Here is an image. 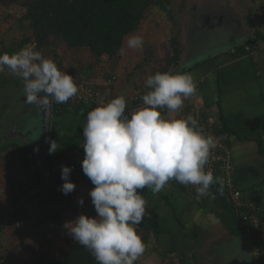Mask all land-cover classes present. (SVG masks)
I'll return each mask as SVG.
<instances>
[{
    "label": "crops",
    "instance_id": "1",
    "mask_svg": "<svg viewBox=\"0 0 264 264\" xmlns=\"http://www.w3.org/2000/svg\"><path fill=\"white\" fill-rule=\"evenodd\" d=\"M238 1L237 8L244 19V27L239 29L244 35L236 34L227 48L215 50L207 56H197L198 52H195L192 58L182 57L184 61L179 70L190 68L195 63L210 57H222L220 55L225 51L244 44L249 39L253 40V47L250 49L247 46L249 50L245 55L222 63H217L219 60L205 61L190 69V74L193 78L203 79L199 97L204 104V110L215 116L216 132L230 146L233 164L231 174L235 187L242 191L245 200L253 202L259 208V214L264 217V15L261 14L264 10V0ZM240 15L236 14L235 17L243 20ZM259 30L263 32L260 33ZM137 32L129 35H137ZM126 38L123 45L125 48L127 47ZM180 42L183 47L182 41ZM74 50L80 53L85 50L88 55L91 54L88 48L69 51L74 52ZM137 52L141 54L138 57L135 56ZM142 52V48L127 49L126 55L118 54L110 59L105 57L106 59L104 58L95 66L96 69L104 71L102 76L96 77L94 73L92 78L93 72H91L90 75L89 73L84 75L86 79L84 82L95 84L102 91L108 83L107 79L116 74L118 80L115 85L121 95L123 93L125 97L132 95L143 88L146 79L152 75L150 68L145 67L146 57L142 55ZM92 57L87 59H91L89 63L95 64L96 59ZM157 58L159 66L164 65L168 59V57ZM82 67L85 68L83 64ZM80 76L82 78V75L78 74V77ZM87 111L83 110L79 113L73 111L68 117H59L63 127L59 128L56 122L53 128V140L57 141L58 150L72 152L76 157L77 170L71 175L76 188L69 193V196L64 197L63 201H66L65 198L70 201L77 200L78 206L68 217L67 222L74 221L78 213L76 210H84L86 206L87 213L90 209L92 210V213H89L91 217L97 215L89 195L95 185L82 169V161L85 157L82 146L85 142L83 126L87 122ZM162 115L168 119H175L180 116V112ZM14 149L15 147L11 146L1 152L0 190L6 191L3 192V196H7V193L11 192L10 189L14 195L18 193L21 179L36 171L39 168L37 163L40 165L39 173L44 166V157H39L40 151L30 155L31 165L26 166L18 156L14 155ZM23 171L25 174L22 176ZM214 184L217 185V181ZM79 189L82 193H79ZM220 189L223 193L225 192L223 187ZM141 191L146 200V214L137 228L148 230L150 237L146 251L135 264H218L221 262L222 255H224V261L233 262L232 264H240V258L246 264H264V243L258 237L255 238L249 229H244L242 232L233 230L234 226L230 219L224 217L226 210L221 206V198L217 196V193L210 190L206 198L198 201L186 189L176 186L171 181L159 193H153L150 188ZM80 195L83 197V207L79 206L81 205ZM226 199L238 215V211L227 195ZM50 204L52 202L49 200L39 201L37 209L42 210ZM62 204L65 203L62 202ZM64 212H67V208ZM65 216L62 214V219L53 221L64 225ZM38 219L40 224L46 223L39 217ZM14 225V222L9 223L0 237V264H23L27 260L35 261L36 251L56 256V251L61 250L62 254L68 250L67 244L60 237L57 236V238L52 234L43 236V231L41 234L37 231L34 236L40 238L39 242L44 244L41 238L50 241L54 248L43 246L45 249H41L36 240L25 241L27 237L23 238L22 231L13 228ZM66 239L73 238L67 235ZM21 241L25 242V246H19Z\"/></svg>",
    "mask_w": 264,
    "mask_h": 264
},
{
    "label": "clouds",
    "instance_id": "2",
    "mask_svg": "<svg viewBox=\"0 0 264 264\" xmlns=\"http://www.w3.org/2000/svg\"><path fill=\"white\" fill-rule=\"evenodd\" d=\"M143 43L142 36L129 35L127 47L118 54L141 49ZM5 68L22 78L28 103L47 105L51 98L63 104L78 94L73 76L34 46L0 55V72ZM195 79L188 72H157L146 79L149 91L142 97L143 107L129 112L125 97L119 96L87 113L82 169L95 185L89 195L97 215L81 214L63 227L98 264H135L143 254L144 241L137 228L146 214L141 190L159 193L175 180L196 186L198 197L208 194L214 176L205 166L215 146L213 138L204 134L192 115L168 119L161 112L165 108L179 112L196 91ZM48 141L49 153H55L57 141L50 136ZM71 172V167L62 166L65 195L76 188ZM79 203L83 205V198Z\"/></svg>",
    "mask_w": 264,
    "mask_h": 264
},
{
    "label": "trees",
    "instance_id": "3",
    "mask_svg": "<svg viewBox=\"0 0 264 264\" xmlns=\"http://www.w3.org/2000/svg\"><path fill=\"white\" fill-rule=\"evenodd\" d=\"M0 3L8 7H22L25 10L24 19L30 31L19 44L14 47H9L6 49V52L2 51L1 54L15 53L26 45L34 46L36 50L41 51L43 47L50 44L49 42L52 39L54 41L60 40L65 42L66 48L68 49L88 48L92 56L96 59V63H99L105 57L110 59L117 56L119 49L124 45L126 36L137 31L142 22L149 19L148 16L155 8L161 9L163 12L165 11L170 19H175L176 15L174 0H0ZM259 32L262 33L263 31L259 30ZM178 37H174L171 40L172 56H169L162 66L155 67L153 65L154 69L152 75L157 72L190 73V69L199 66L205 61L219 60L217 63H222L231 59H236L248 52L249 49L247 50V46H249L250 49L253 47V40L249 39L246 43L225 51L224 54L220 55L222 57H210L195 63L190 68L179 70L180 68L178 66L180 65L179 62L183 55V47ZM52 50L56 54L57 59H59V69L62 70L63 56L59 54L54 47ZM151 62L155 63L156 60ZM175 67H177V69ZM65 72L69 73L70 71ZM69 74L77 79V84L84 81L81 79V76L78 77V79L76 78L78 75L75 76L74 73ZM113 76H116V79L107 83V86H110V88L113 87L118 80L116 74L111 77ZM88 85L99 91L103 98L110 97L114 94L102 93L95 84L88 83ZM141 89L146 92L149 91L146 84ZM93 107H95V105L86 100L74 101L71 98L67 103L63 104L52 101V117L60 116L70 111L79 113ZM53 128L54 126L52 123V130ZM53 136L54 134L50 135L51 140H53ZM11 146L15 147L13 150L14 155L18 156L24 165L30 166L32 161L30 150L24 144L15 140L10 139L4 144H0V157L1 152ZM49 147L50 142L48 141L43 163L44 166L65 154V152H60L59 150L50 154ZM73 161L76 164V157L73 158ZM76 170L77 164L75 171ZM40 174L38 169H36V171H33L31 174L25 175L24 177L27 178L23 177V179H21L19 192L14 195V199L19 197L21 190H23V187L28 183L39 181L41 177ZM170 181L176 186L186 189L185 185L175 180ZM60 182L64 181L61 179L53 184V186L46 185L43 191L37 194L35 199H33L31 207L34 208V210L39 208L37 204H39V201L41 202L43 200H49V202H52L54 205L62 204L64 197L69 196V194L65 195L61 191L60 185L57 187ZM219 186V184L218 186L212 184L210 190L217 193V196L221 198V206L226 210V215L224 217L230 219L234 226L233 230L235 232H242L244 229H249L253 236L257 238L256 230L251 227L250 224L242 221L239 215L232 210L227 202L226 193H223ZM31 207L26 209H31ZM3 209L4 208L0 206V213ZM62 211L63 209H61L60 206L56 212L42 213L39 215V218L42 222H47L50 219L60 220ZM138 231L142 235L145 252L149 244L150 232L140 229H138ZM66 243L68 250L63 256H51L47 252L36 251L35 261L27 260L23 264H98L93 255L85 247L75 242L74 239H66ZM23 246H25V242H22V247Z\"/></svg>",
    "mask_w": 264,
    "mask_h": 264
},
{
    "label": "rangeland",
    "instance_id": "4",
    "mask_svg": "<svg viewBox=\"0 0 264 264\" xmlns=\"http://www.w3.org/2000/svg\"><path fill=\"white\" fill-rule=\"evenodd\" d=\"M174 3L176 12L175 19H170L165 11L163 12L161 9L155 8L153 12L148 16L149 19L144 20L140 28L137 30V35L142 36L144 40V46L142 47V55L146 57L144 64L145 67L150 68L151 73L154 69L153 65L155 67H159L157 57L172 56L171 40L174 37H178V35V38L180 39V41H182L184 47V53L182 57L191 58L195 56V52H198L197 56H207L215 50H223V48H227L230 42L234 40L233 38L236 34H238L239 36L244 35V33L240 30L244 27V19L239 14L240 12L237 8V6H239L238 0H174ZM24 14L25 10L22 7H8L0 3V55H2V51L6 52V49H8L9 47H14L15 45L19 44L21 40H23V38H25L29 34V27L24 19ZM236 14L240 15L243 20H240L239 18L237 19L235 17ZM49 43L50 44H47L45 47H43L40 52L44 57L52 59L59 68V59H57L56 54L52 50V48L54 47L59 52V54L63 56V69L61 70L62 72L70 71L69 73H74L75 76L78 74L82 75V80H86L84 79V75H88V73L90 75L91 72H93L91 73L92 78L94 73L96 77L102 76V73L104 71L99 70V68H95V66H97L100 62L96 63L95 65L89 63L91 59L89 60L87 58H90L92 56L89 57V55L91 54L88 55L85 50H83L82 53H80V51L78 52L77 50H74V52L69 51L72 49L66 48L65 42L60 40L54 41L51 39ZM139 55L141 54L137 52L135 56L138 57ZM92 59H94V57H92ZM153 60H156V62L152 63L151 61ZM183 61V58H181L179 62L180 65L178 67H181ZM82 64L85 68L82 67ZM175 68L177 69V67ZM145 75H147V73ZM76 78H78V76ZM19 80L21 81L22 78L13 75L7 68H5L3 72H0V88H2V90L7 89L9 95H5L3 96V98H1L0 92V144H4L8 141V139L12 138L11 140L18 141L19 143L25 144L26 146L31 148L30 153L33 154L34 152H37L36 149L39 146V138L41 137L40 131H36L32 127V123L28 121V118H26L25 121L20 119V122L15 125L13 120L10 118H15L22 115V110H19V107L17 108L16 106V109L14 108L15 110H12L10 109L8 104L3 105V99H10L16 96L15 91H12V89H18L19 86L17 83L19 82ZM107 85L102 89V93L121 94L116 85H113V87L111 88ZM123 94L122 96H124ZM20 96H23V94L20 93ZM71 112L73 111L67 112L60 116L52 117L53 126H55L57 122L59 128L63 127V124H61V121L58 118L63 116L68 117ZM25 114H30V112L27 111ZM36 117L37 115L35 114V118ZM5 131H7V133ZM50 134H53V130H51ZM37 166L40 168L39 163H37ZM24 174L25 172L23 171L22 176ZM10 190L11 192L8 191L10 193H7V196H3V192H6L5 190H0L2 193L0 196V206L4 209L14 199V193H12V189ZM79 190V193H82V190ZM81 198H83L82 195L79 196V199ZM65 199L66 201L63 202L67 205L59 204L61 206V209H63L60 218L62 219V214L63 216L66 215L65 220L67 222L68 217L72 214V212L75 211L76 207L78 206V201H70L67 198ZM59 205H54L52 203L50 204V206H46L42 210L37 209V212L36 209L34 210V208H32L31 206V209H25L23 211L21 210L22 212L19 211L16 218H14V220L12 221L15 223L13 228L22 231V237H27L25 241H29V239H33V241L36 240L41 249L44 247H51V249L54 248L52 247L53 245L50 241L43 240L42 238L41 240L42 243L44 242V244H41L39 242L40 238L34 236V234H37L35 233L37 231H39L40 234L41 231H43V236L47 234H52L56 237L58 236L61 238V240L65 241V244H67L66 237L69 234L67 229L65 232L63 224L60 225L59 223H57V221L53 220L48 221L45 224H40L38 219L39 215L42 213L56 212L60 207ZM71 205H73V207H70ZM65 207L67 208L66 213L64 212V210L66 209ZM86 208L87 206L84 208V210H76V212H78L76 213L77 217L81 214H86L91 217L90 214L92 213V210L90 209L87 213ZM8 225L9 223L6 226ZM22 242L23 241L19 243V246H22ZM60 251L55 252V254H57L56 256H63L64 253L62 252L61 254ZM220 259L221 262H218V264L233 263L224 261V255H222ZM240 264H246L242 258H240Z\"/></svg>",
    "mask_w": 264,
    "mask_h": 264
},
{
    "label": "built area",
    "instance_id": "5",
    "mask_svg": "<svg viewBox=\"0 0 264 264\" xmlns=\"http://www.w3.org/2000/svg\"><path fill=\"white\" fill-rule=\"evenodd\" d=\"M261 14L264 15V10L261 11ZM73 79L75 82L77 81L74 77ZM115 79L116 76L111 77L108 79V83ZM194 82L196 85V91L192 96L184 100L183 107L179 111L180 116L178 118L192 115L197 119L199 127L204 134L210 135L213 138L215 146L211 149L210 157L205 169H210L212 171L214 176L213 184L217 181V185L219 184V187H223L225 189V193L229 197L232 204H234L240 219H242L245 223L250 224L251 227L256 230L258 238L264 243V217L259 214V208L253 202L245 200L242 196V191L235 187L231 174L233 164L230 146L216 132L217 119L215 116L206 113L204 110V104L199 97L202 90L203 79H195ZM77 85L79 91L78 94L72 98V100H86L92 102L95 107L107 103L116 97L122 96L113 94L110 97L103 98L101 93L89 86L88 83L81 82ZM146 93V91L139 89L128 97L124 96L126 99L127 110L130 112L134 109L143 107L142 97ZM161 112L162 114L176 113L169 112L166 108L161 109ZM74 156V153L67 152L60 158L46 164L41 171L40 180L28 183L25 187H23L24 189L21 190L19 197L13 199L12 202L0 213V236L6 225L16 218L19 211L31 206L33 199H35L37 194L43 191L46 185L53 186V184L61 180L62 166L71 167L72 175L76 169V164L73 161ZM63 183L64 182L58 183L57 187L60 185L59 187L61 188ZM186 189L198 201L203 200V198H206L208 195L198 197L196 186L194 185H187Z\"/></svg>",
    "mask_w": 264,
    "mask_h": 264
},
{
    "label": "water",
    "instance_id": "6",
    "mask_svg": "<svg viewBox=\"0 0 264 264\" xmlns=\"http://www.w3.org/2000/svg\"><path fill=\"white\" fill-rule=\"evenodd\" d=\"M12 91H15V95L13 98H5L3 99V105L4 104H8V106L10 107V109L15 110L16 107L19 110H22V115L15 117V118H10L13 120L14 124L17 125L18 122H20V119L25 121V119L27 118V114H25L27 111H29L30 113H37V114H42L44 116V120H43V132L41 134V140L38 146V151L39 152V157L42 158L45 155L46 152V148H47V143H48V139L51 133V127H52V100L51 98L49 99V103L47 105H41L39 103H28L26 100V95L24 92V85L19 86L18 89L14 90L12 89ZM20 93L23 94V96H20ZM16 106V107H15ZM13 107V108H12ZM15 108V109H14ZM26 111V112H24ZM13 130V128H12ZM7 133V131H5ZM10 132V130H9ZM8 132V133H9ZM13 137V136H12ZM25 145V144H24ZM26 146V145H25ZM30 152H31V148H29L28 146H26ZM42 165V164H41Z\"/></svg>",
    "mask_w": 264,
    "mask_h": 264
},
{
    "label": "flooded vegetation",
    "instance_id": "7",
    "mask_svg": "<svg viewBox=\"0 0 264 264\" xmlns=\"http://www.w3.org/2000/svg\"><path fill=\"white\" fill-rule=\"evenodd\" d=\"M18 84V86H22V85H24V82H23V80H19V82L17 83ZM0 92H1V98H3V96H9L8 95V90L7 89H3L2 90V88H0ZM6 105V104H5ZM36 115H37V117L35 118V113L33 114V113H30V114H27V118H28V121L30 122V123H32V127L36 130V131H40V134H42V130H43V120H44V116H43V113L42 114H37L36 113ZM23 129H24V127H23ZM10 139H12V138H10ZM10 139H8V140H10ZM44 157H45V155H44Z\"/></svg>",
    "mask_w": 264,
    "mask_h": 264
}]
</instances>
